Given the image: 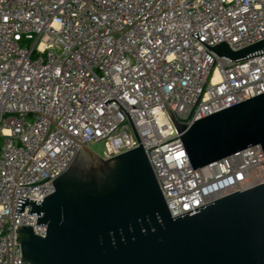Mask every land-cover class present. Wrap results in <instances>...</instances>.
<instances>
[{"label": "built area", "instance_id": "2783aa9c", "mask_svg": "<svg viewBox=\"0 0 264 264\" xmlns=\"http://www.w3.org/2000/svg\"><path fill=\"white\" fill-rule=\"evenodd\" d=\"M261 39L264 0H0V264H22L18 225L46 233L18 198L42 203L81 143L140 146L125 111L172 217L264 183L260 145L194 169L166 110L192 124L264 93V54L204 44Z\"/></svg>", "mask_w": 264, "mask_h": 264}, {"label": "water", "instance_id": "95a60500", "mask_svg": "<svg viewBox=\"0 0 264 264\" xmlns=\"http://www.w3.org/2000/svg\"><path fill=\"white\" fill-rule=\"evenodd\" d=\"M204 44L234 62L264 54V39L236 51ZM166 110L194 169L253 145L264 151V93L192 124ZM125 113L139 147L105 159L81 143L42 203L18 198L15 214L29 203L46 226L44 235L15 229L22 264H264V183L172 217Z\"/></svg>", "mask_w": 264, "mask_h": 264}, {"label": "rangeland", "instance_id": "374dc122", "mask_svg": "<svg viewBox=\"0 0 264 264\" xmlns=\"http://www.w3.org/2000/svg\"><path fill=\"white\" fill-rule=\"evenodd\" d=\"M1 146V145H0ZM90 149L95 152L96 154L98 155H102V144L101 143H97V144H94L90 147Z\"/></svg>", "mask_w": 264, "mask_h": 264}, {"label": "trees", "instance_id": "16d2710c", "mask_svg": "<svg viewBox=\"0 0 264 264\" xmlns=\"http://www.w3.org/2000/svg\"><path fill=\"white\" fill-rule=\"evenodd\" d=\"M2 144V138L0 137V145Z\"/></svg>", "mask_w": 264, "mask_h": 264}]
</instances>
